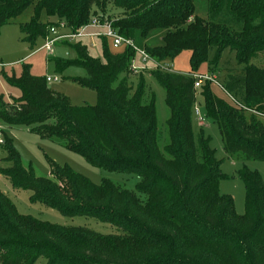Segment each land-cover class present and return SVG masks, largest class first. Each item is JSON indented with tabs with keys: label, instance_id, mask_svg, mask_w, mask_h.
Segmentation results:
<instances>
[{
	"label": "trees",
	"instance_id": "trees-1",
	"mask_svg": "<svg viewBox=\"0 0 264 264\" xmlns=\"http://www.w3.org/2000/svg\"><path fill=\"white\" fill-rule=\"evenodd\" d=\"M208 20L195 15L194 0H0V27L33 6L34 16L20 24L22 40L34 45L52 24L42 13L62 20L76 33L92 17L110 22L126 39L146 38L163 31L161 43L144 47L158 61L189 51L191 72L207 62L209 73L224 51L235 55L243 72L228 73L224 90L248 109L264 114V67L250 60L264 52V0H206ZM120 14L112 18L108 6ZM103 39L104 60L89 55L86 46L59 42L76 52L75 59H53L57 73L68 67L85 70L71 81L96 93L95 105H72L52 91L46 77L34 76L24 65L7 83L20 90L18 98L0 96V121L27 126L41 138L80 155L89 164L110 172L138 177L134 190L107 179L99 184L68 166L50 164L51 178L24 168L19 153L2 132L5 152L0 175L12 188L31 192L30 203H41L64 217L92 218L119 233L102 234L82 226H65L18 213L0 191V264H264V180L243 168L245 211H235L230 195L218 186L226 176L209 146V137L192 130L197 90L191 74L151 71L165 91L169 109L168 143L157 144L154 101L144 104L143 87L130 95L127 76L135 50L126 46L112 53ZM202 89L207 117L217 125L224 151L244 160L264 162V117L225 103Z\"/></svg>",
	"mask_w": 264,
	"mask_h": 264
},
{
	"label": "rangeland",
	"instance_id": "rangeland-1",
	"mask_svg": "<svg viewBox=\"0 0 264 264\" xmlns=\"http://www.w3.org/2000/svg\"><path fill=\"white\" fill-rule=\"evenodd\" d=\"M195 1V15L208 20V7L206 0ZM108 14L114 18L120 12L108 6ZM34 16L33 6L26 8L12 22L0 27V96L4 101L20 96V90L17 87L7 83L8 76L20 77L24 65H28L30 73L38 77L50 76L57 81L46 82L47 86L59 94L66 96L70 103L75 106L87 103L95 105L97 102L96 93L93 89L80 86L71 81V77H85L86 72L79 67H68L62 73H57L52 60L53 59H75L76 52L71 47L55 42L50 51L42 48L46 42L48 34L44 38H39L34 45L22 40L20 24L29 22ZM41 23H49L56 26L58 34L67 33L68 29L63 26V21L54 16H47L42 13L39 18ZM95 29L88 28L87 35L68 40V43L75 44L80 42L86 46L89 55L93 58L104 60L103 39L96 35H91ZM96 31V30H95ZM94 31V32H95ZM101 31V30H99ZM163 31H154L146 38L137 37L133 41L138 49L154 47L161 43ZM52 36L50 35L49 38ZM106 47L112 53H118L124 50L126 45L121 44L117 48L113 47L112 41L106 38ZM190 52L182 51L172 60L159 61L170 65L172 73L179 74H210L212 65L213 51L210 52L207 62L202 63L197 72L190 73L189 63ZM158 61L153 58L152 61ZM250 64L257 67H264V52L258 54L250 60ZM131 71L123 73L121 77L127 76L130 86V95L135 94L140 86L143 87L144 95L142 102L144 104L154 101L157 119V144L159 149L164 152V147L168 143V132L166 120L169 116V109L165 102V91L151 76V71H155L156 65L152 62H143L141 55L135 51L131 62ZM145 66V67H144ZM144 67V68H143ZM217 81L222 85L228 73H242L244 65L239 63L235 55L229 51H224L219 61L215 64ZM133 68L137 69L134 72ZM197 89L195 102L192 108V130L195 138L200 130L205 137H209V146L214 151V156L220 164V171L226 176L219 182V192L230 195L234 200V207L237 214L242 215L245 211V189L243 182L239 177V171L246 168L249 171L258 172L264 180V162L256 160H244L239 156L228 155L222 146L220 133L217 125L206 115L204 102L201 96L202 89ZM211 93L218 99L231 105L229 98L222 89L216 84H210ZM195 109L199 110L203 117L202 124L195 115ZM0 129L12 142L13 147L19 153L21 164L24 168H31L37 177L51 178L50 164L53 162L59 166H68L77 173L87 177L91 182L99 184L102 179H107L115 185L128 190H134L138 177L134 174L110 172L89 164L80 155L66 149L64 146L41 138L38 134L30 131L27 126H9L0 121ZM5 152L0 148V167H8L9 163L3 161ZM0 191L4 193L15 205L18 213L30 215L42 221H48L65 226H82L102 234L119 233L118 230L109 224L101 223L92 218L73 217L68 218L59 214L57 211L44 206L41 203H30L31 192L28 190L12 188L9 180L0 175ZM44 258H39L35 264H44Z\"/></svg>",
	"mask_w": 264,
	"mask_h": 264
},
{
	"label": "built area",
	"instance_id": "built-area-1",
	"mask_svg": "<svg viewBox=\"0 0 264 264\" xmlns=\"http://www.w3.org/2000/svg\"><path fill=\"white\" fill-rule=\"evenodd\" d=\"M62 24H63V26H65L64 23H62ZM88 28H94V29L101 30V31H97L91 35L104 36L106 38H109L112 41L113 47L117 48L121 44H124L126 46H131L135 51H137L141 55L143 62H147V61L152 62L154 65H156L157 70L172 73L170 65H168L166 63H161L159 61H154V60L152 61L153 58L149 54H147L144 51V49H138L136 46H134L133 41L131 39H126V38H123L122 36H120L116 32V30H114L111 27L110 22H108L106 20L101 21L99 17H92L90 19V21L86 25L81 26L76 33H72L68 30L67 33L58 34L57 30H56V26L51 25L48 29V37H47L46 42L42 48L46 49L47 51H50L52 48V45L55 42H58L61 40H73L76 38L83 37L84 35L89 34L86 32ZM50 35L52 36L51 38H49ZM133 70H134V72H137V69L133 68ZM192 77L194 78V88L196 90L201 88L206 82L214 83L220 89H222L224 91V93H226L230 102L234 106L241 108L243 110H247V111H249V112H251L257 116L264 117V114H262L256 110L248 109V108L244 107L238 101H236V99L234 97H232L230 94H228L224 90L223 86L217 81V76L214 73L203 74V75L202 74H193ZM57 80L58 79L56 77L53 79L50 77H46L47 82L57 81ZM195 115H196L197 119L199 120V122L202 123L203 117L200 115L198 109H195ZM2 143H3V136H2V132L0 130V144H2Z\"/></svg>",
	"mask_w": 264,
	"mask_h": 264
},
{
	"label": "crops",
	"instance_id": "crops-1",
	"mask_svg": "<svg viewBox=\"0 0 264 264\" xmlns=\"http://www.w3.org/2000/svg\"><path fill=\"white\" fill-rule=\"evenodd\" d=\"M95 30H96V31H95ZM95 30H94L95 32L99 31V29H95ZM94 31L91 32V33H92V34L95 33ZM47 77H50V76H47ZM50 78H51V77H50ZM9 101H10V100H9ZM201 124H202V123H201ZM0 130H1V129H0ZM1 132H3V131H1Z\"/></svg>",
	"mask_w": 264,
	"mask_h": 264
}]
</instances>
